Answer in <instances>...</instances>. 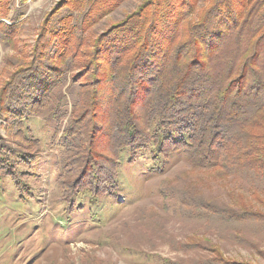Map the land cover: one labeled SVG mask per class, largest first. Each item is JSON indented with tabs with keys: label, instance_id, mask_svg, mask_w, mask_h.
I'll list each match as a JSON object with an SVG mask.
<instances>
[{
	"label": "trees",
	"instance_id": "16d2710c",
	"mask_svg": "<svg viewBox=\"0 0 264 264\" xmlns=\"http://www.w3.org/2000/svg\"><path fill=\"white\" fill-rule=\"evenodd\" d=\"M115 1L58 0L28 42L18 41L24 13L0 0L12 23L0 22V44L26 50L0 86V173L18 184L17 159H33L29 117L69 112L52 138L63 139L67 199L115 197L119 154L133 161L152 145L164 159L181 153L202 188L249 191L228 187L218 204L200 188L171 190L178 203L223 225L264 219V0H145L93 38L108 10L95 6ZM196 262L246 264L220 254Z\"/></svg>",
	"mask_w": 264,
	"mask_h": 264
},
{
	"label": "rangeland",
	"instance_id": "374dc122",
	"mask_svg": "<svg viewBox=\"0 0 264 264\" xmlns=\"http://www.w3.org/2000/svg\"><path fill=\"white\" fill-rule=\"evenodd\" d=\"M107 1L112 5L115 0ZM144 1L116 0L110 10L104 3L95 6V15L108 10L90 28L93 38ZM21 2L14 0L10 8L13 14L15 8L20 10L21 19H26L18 41L32 42L45 13L58 0ZM0 22L12 24L8 17ZM20 43L15 47L12 43L13 48L0 44V86L16 65L10 66L11 57L26 51ZM68 115L61 114L57 120L29 117V133L39 144L33 159L25 163L16 158L18 184L0 173V264H199L197 260L215 254L264 264V219L223 225L178 203V196L171 194L175 189L200 188L203 199L219 204L229 202L235 191L226 188H241L231 181L205 188L195 184L197 174L189 170L181 153L164 159L150 145L130 161L123 150L115 197L93 198L86 193L67 199L59 176L64 171L63 139L52 138L54 127L62 129ZM0 133L4 134L1 128Z\"/></svg>",
	"mask_w": 264,
	"mask_h": 264
}]
</instances>
